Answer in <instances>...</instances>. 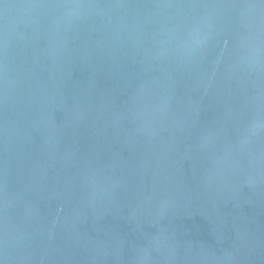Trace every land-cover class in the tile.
<instances>
[{"label": "water", "instance_id": "1", "mask_svg": "<svg viewBox=\"0 0 264 264\" xmlns=\"http://www.w3.org/2000/svg\"><path fill=\"white\" fill-rule=\"evenodd\" d=\"M0 264H264V0H0Z\"/></svg>", "mask_w": 264, "mask_h": 264}]
</instances>
